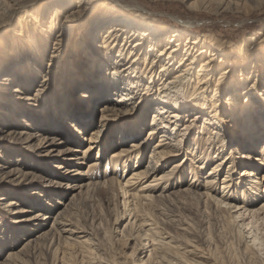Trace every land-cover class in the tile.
I'll list each match as a JSON object with an SVG mask.
<instances>
[{
	"label": "bare ground",
	"instance_id": "obj_1",
	"mask_svg": "<svg viewBox=\"0 0 264 264\" xmlns=\"http://www.w3.org/2000/svg\"><path fill=\"white\" fill-rule=\"evenodd\" d=\"M184 1L189 9L200 12L233 8L237 12H250L248 1H253L257 10L264 7V0ZM131 2L0 0V11H3L0 16V77L7 70L11 72L8 82L1 84L0 96H4L2 91L9 84H14L6 91L12 95L10 100L24 102L28 95L24 92L31 86L30 74L39 77L36 85L43 86L44 90L50 89L57 98H53L51 105L47 103L50 108H56L61 96L58 94L65 89L79 88L83 94L100 96L99 103H103L96 116L100 128L91 130L93 134L118 131L119 122L124 130L116 143L99 141L97 155L92 152L96 138L90 137L81 154L84 156L82 162L89 160L88 169L103 165L105 154H101L107 147L120 146L113 160L109 161V166L113 167L112 176L105 182H91L83 177L77 188L79 195L85 190L95 191L115 202L122 191L129 197L124 213L115 206L116 223L129 214L135 234L144 232L151 246L165 257L172 254V249L184 255L205 256L204 252H198L194 243L206 233L207 223H210L211 239L205 244H209L210 250L213 226L235 232L237 227L247 224L248 217L264 213V30L239 43L216 39L212 34L197 36L193 35L199 31L195 21L168 25L150 14L147 16L144 8ZM90 18L97 19L96 26L91 28L88 25ZM70 54L76 55L74 63L66 61ZM40 67L45 68V75L40 73ZM122 91L116 99L115 96ZM80 101L83 103L80 107L82 118L71 125L75 136L81 135V129L86 130L93 121L88 120L93 114L88 106L90 99L82 95ZM17 107L19 105L7 106L4 111H10L15 119H22L25 126H28L26 118L30 121L48 118L46 107L41 114L30 110L28 115ZM148 113L151 114L149 119ZM57 117L52 123L48 120L45 128L52 129ZM1 118L3 115H0V121ZM131 120L132 124L125 127ZM146 127H149V135L159 141L147 169L142 167V170L147 139L143 138L139 143L133 140L142 138ZM197 134L201 137L198 138ZM18 135H23L28 148H46L62 141L57 135L45 141L41 134L37 135L40 137L38 144H34L33 135L25 131ZM128 141L130 144L124 145ZM239 150L243 152L237 153L236 157ZM168 156H176L178 160L162 171L159 161L162 159L165 166L171 161ZM212 162L210 172L206 174L205 168ZM132 163L131 177L125 183L118 182L119 168L128 171ZM188 163L191 166L186 167ZM222 170L227 173L224 180L219 177ZM19 172L21 169L17 166L15 178L25 179L27 175ZM77 172L71 169L68 174L74 173L73 178ZM188 178L189 182L185 184ZM201 178L204 184L200 190L192 185ZM67 184L59 189L60 195L75 190L76 186L72 188L69 182ZM78 198V194L72 195L67 206L59 203L63 210L58 212L62 211L65 216L54 221L49 230H38L44 224L37 221L35 226L38 229L31 233L37 232L38 236L23 250L10 252L11 257H7L3 264L28 263L30 250L47 240H77L80 224L75 219L74 205ZM176 199L179 202L189 200L199 206L198 213L193 214L200 220L197 229L190 222L192 217L189 218V214L180 216L177 211L167 208V203L173 205L176 201V205ZM260 200L261 205L257 207ZM7 203L9 208L17 205L14 200ZM162 203L167 205L164 209L160 206ZM45 204L49 209L53 207V204ZM138 206L141 214H137ZM35 217H41L43 221L50 219L48 214L38 213ZM101 244L97 248H102ZM206 255L214 259L208 253ZM254 260L252 264H258Z\"/></svg>",
	"mask_w": 264,
	"mask_h": 264
},
{
	"label": "rangeland",
	"instance_id": "obj_2",
	"mask_svg": "<svg viewBox=\"0 0 264 264\" xmlns=\"http://www.w3.org/2000/svg\"><path fill=\"white\" fill-rule=\"evenodd\" d=\"M132 1L133 2H131V0H122V2H135L134 4L138 7L141 9L144 8L143 10L146 11L147 16L150 14V16H154L157 18L156 20L160 22H167L168 25L177 26L181 25L178 22H185L187 20L195 21V24L199 27V31L193 32V35L197 36L212 34L216 39L239 43L244 40V38H251L264 30V7L261 10L255 9L253 1H248L246 3L247 6L252 9L250 12H237L234 8L221 12H216L215 10L211 12H200L198 10L189 9L187 2L184 0ZM0 12L1 16L3 11ZM96 23V18H90L88 20L90 28L93 25L96 26ZM101 57L100 55V58ZM75 58V54H70L66 61L74 63ZM78 67L80 66L77 65V68ZM39 70H41L40 73L42 75H45V68L40 67ZM7 71L8 72H4V75L0 77V88H2L1 84L8 82L9 78H11V72H9V70ZM30 77L31 86L24 92L28 94L24 102H18L17 100L13 102L10 100L12 95L6 91L11 89L14 84H9L10 86L2 91L4 96H0V115H3L0 121V264H3L7 257H11H9L10 252L14 250H23L30 240L38 236L37 232L31 233V231L37 228V226H35L37 221H39L40 224H44L42 228L37 229H44V231H47L54 221L64 217L65 214L62 211L58 212L60 209L63 210V206L59 205V203H64L66 206L69 205L72 201V195L74 194H78L79 197V200L77 199L75 201L77 206L74 205V213L77 224H80L78 225L80 228L78 227L77 231L80 239L78 238L70 242L64 239L62 242L55 241L56 243L53 242V240H47L41 244L35 245L30 250V255H28V263L25 264H252L254 258L256 260H254V262L264 264V261H262L264 260V213L256 217H248L249 222L247 221L245 225L247 227H237L235 232L228 231L226 228L213 226L211 231L212 234H214L212 235L213 240L210 245V250L208 248L209 244H205L206 240L209 241V239H211L209 238L211 234L208 228L210 223H207L205 229L206 233L199 236L201 240L198 238V241L194 243V245L198 246V252L201 254L204 252L205 256L199 254L184 255L172 249V254L169 257H165L151 246L144 232L135 234V231H133L131 227L132 223L129 214L122 217L119 223H116L115 206L120 209L121 213H124L125 202L129 195L125 196L123 192L120 191V196L115 202H112L108 198L101 197L97 192L95 193V191L85 190L79 195V190H77V188L83 177H85L86 180H92L91 182H96L95 180L105 182L109 179L110 175L112 176L114 172L113 167L109 166V161L113 160L112 157L120 146L107 147L106 151H104V153L102 151L101 154H105L103 165H98L95 169H88L89 166L87 162L89 160L82 162L84 156L81 155L85 147L89 144L88 140L90 137L96 138V142H94V144L92 143L94 145L92 152L97 155L99 152L97 147L99 146V141L105 144H111L112 141L116 143L118 138H120L119 134H122L124 130L123 124L119 122L120 126L117 129L118 131L113 132L110 130L106 134L94 135L91 130L97 127L100 128L96 120L98 108L103 103H99L100 96L94 93H90L89 95L83 94L79 88L72 89V91L65 89L61 90L58 94L61 96H58L59 99L57 102L58 104L56 103L57 105H55L56 108H50L47 106V103L50 102L49 105H51L54 101L53 98L56 97L52 95L53 93H51L50 89L47 90V88L44 90L43 86L36 85L39 77L36 78L37 76L34 74H30ZM45 83L46 82L43 84ZM158 84L159 83H157V85ZM57 91H59V89H57ZM123 92L124 91L120 92L115 98L119 99L118 97H120ZM82 95L90 99V104L88 106L93 114L92 118L88 120L93 119V121L92 125H88V128L86 127V130L81 129V135L75 136L71 130V125H75L74 122L82 118L80 112V107L83 106V103L80 101ZM14 105H19L17 108L21 113L26 115L31 114L30 110H36L38 114H41L45 107L50 112H47L46 116L48 118L45 120L41 117L33 121L28 120L30 118H26L28 126H25V124L21 122L22 119L13 118L10 111L5 113V107ZM60 113L63 115L61 116ZM56 114H58V117ZM66 114L69 115V117H67ZM149 115L151 114L148 113V119ZM55 117L57 118L53 123L54 127L52 129L45 128L48 127V123L46 122L51 120L50 122L52 123ZM41 122L43 124H41ZM129 124H132V120L127 122L125 127H128ZM58 126L61 128L60 130L54 129ZM148 128L149 127L144 128V132L141 134L142 138L140 137L133 140L139 143L143 138L147 139L148 147L143 154L142 170L143 168L144 170L145 168L147 169L152 152L156 150L155 144L159 141L157 137L149 135ZM97 130L103 131V129ZM21 131L33 135L34 144H38L40 141V137L38 136L41 134L45 137V141H49V138L54 135H57L58 139L62 141L56 142L53 146H48L46 148H37L35 146L28 148V144L23 141V135H18ZM197 137H201V134H197ZM114 143L112 145H114ZM129 144L130 141L124 145ZM96 147L97 149L95 150ZM241 152H243V150L236 152L235 156L237 157ZM168 157L171 161L166 163L165 166V162L162 163L161 161L162 159L159 161V169H163L162 171L167 170L178 160L176 156ZM190 164L194 163L190 162ZM190 164L188 163L186 167L191 166ZM212 164L213 162L205 168L206 174L210 172L209 168ZM17 166L21 169V172H19L20 174L27 175L25 179L20 180L15 178L14 172ZM132 167L133 163L130 165L128 171H124L123 168L120 167L117 181L125 183L132 175ZM71 169L72 171H78L73 178L71 175L74 173L68 174ZM226 174L225 170H222L221 175H219L220 179L224 180ZM67 182H69L72 188L76 186L75 190L68 191L65 196L60 195L59 189L66 187L68 185ZM188 182L189 178L186 179L185 184ZM203 184L204 179L201 178L196 185L194 184L192 186H197V188L201 190ZM219 193H221V190ZM10 200H14V203L17 205L9 208L7 202ZM176 200V205V201H173V205L167 203V206L166 203H162L160 206L164 209L166 205L167 208L170 207V210L172 209L171 211H177L180 216H182V214H189L187 215L189 218H193L200 210L199 206H196L189 200L188 202L186 200H180L183 204L179 202L178 199ZM45 203L50 205L53 204V207L49 209L45 206ZM185 203L188 204L186 205ZM260 205L261 200L257 203V207ZM176 207L179 208L177 209ZM167 208H165L166 211L169 209ZM137 209L138 212H136L138 214L141 211V207L138 206ZM38 213L42 215L48 214L50 219L43 221L41 217L33 218ZM184 215L183 217L186 216ZM192 218L190 222L192 221V225L195 224L196 227H194L197 229L200 220L197 219L196 216L193 220ZM211 223L214 222L211 221ZM241 230H244V235ZM203 236L205 237L203 238ZM99 243H103L101 244L102 248H97L99 247ZM176 245H178V243H176ZM103 249H105L106 252L105 250L103 251ZM207 253L208 256H214V259L207 258ZM109 257L112 258V262ZM113 259L115 261L117 260V262Z\"/></svg>",
	"mask_w": 264,
	"mask_h": 264
}]
</instances>
